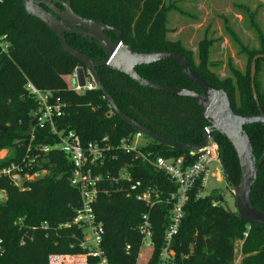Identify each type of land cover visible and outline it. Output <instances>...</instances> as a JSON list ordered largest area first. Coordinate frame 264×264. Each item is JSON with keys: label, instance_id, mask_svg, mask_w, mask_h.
Masks as SVG:
<instances>
[{"label": "trees", "instance_id": "trees-1", "mask_svg": "<svg viewBox=\"0 0 264 264\" xmlns=\"http://www.w3.org/2000/svg\"><path fill=\"white\" fill-rule=\"evenodd\" d=\"M56 1L54 6L60 8V0ZM69 5L78 16L119 30L122 43L135 53L164 52L184 56L189 69L198 78L214 90L226 93L235 115H258L250 87V64L255 55H264L262 45L257 50L248 49L238 44L226 27L246 63L244 70L239 71L228 58V74L221 77L217 72L219 64L211 61L215 39L204 36L192 51L178 40L168 38L171 31L167 28V15L177 11L174 3L166 4L165 0H69ZM106 35L116 41L113 32L108 31ZM2 36L7 50L0 54V122L6 123L7 127L0 126V150L7 148L10 155L0 162V166L18 161L25 153L30 133H33V140L28 145L31 149L29 155L35 161L32 172L44 170L46 173L30 182L24 192L11 186L7 179H0V189L7 196L6 206L0 205V237L3 240L0 264H47L50 254H80L79 243L83 235L74 226L64 227L72 222L79 201L78 191L69 183L71 164L56 149H50L47 154H42L39 149L55 146L59 137L69 132H73L83 146L106 138L111 149L94 172L116 174L119 168L131 162L132 155L125 156L115 147L136 131L112 112L98 90L77 95L67 88L64 77L80 67L79 63L62 51L55 35L39 20L26 15L19 0H2ZM65 41L71 49L92 62L105 58L103 51L87 38L65 35ZM95 71L101 86L124 116L163 139L185 145L201 143L204 129L210 122L193 101L140 87L108 67ZM135 72L144 80L165 88L200 93L180 67L171 61L138 66ZM25 83L54 92L64 104L62 117L55 122L56 133H51L48 127H36L33 117L36 104L24 89ZM253 84L264 114V59L255 63ZM243 129L257 163L264 151V128L252 124ZM210 137L218 144L229 177L238 184L240 170L232 146L219 132L211 131ZM146 140L147 146L142 152L148 157L177 158L187 153L149 138ZM113 156H116L114 160ZM132 163L133 181H140L142 187H155L163 199L175 193L176 186L163 173L140 159ZM196 194L197 189L193 188L172 242L176 264H233L237 242L240 243L239 264H264V227L247 223L234 211H227L222 202L212 206L213 201L219 202L220 196L210 193L195 199ZM250 202L256 210L264 212V159L251 189ZM170 208V204H164L150 210L118 192L109 196L99 194L93 209L105 231L102 247L108 264H135L140 239L136 227L144 215L150 218L153 241L152 258L147 264H156ZM17 219L23 221L21 228L14 225ZM126 245L129 251H125Z\"/></svg>", "mask_w": 264, "mask_h": 264}, {"label": "built area", "instance_id": "built-area-1", "mask_svg": "<svg viewBox=\"0 0 264 264\" xmlns=\"http://www.w3.org/2000/svg\"><path fill=\"white\" fill-rule=\"evenodd\" d=\"M1 3L2 0H0V5ZM4 39L5 37H0V54L2 55L7 50ZM75 70L69 75L71 80L74 81L70 91L77 95H82L86 91L96 90L93 79L86 70L83 71L84 84L82 86L78 85ZM24 89L36 104V111L33 114L36 127H48L51 133H56L55 122L62 117L64 104L52 91L37 89L30 83H25ZM33 137V133H30L25 153L18 161L0 166V179H7L11 186L21 192L28 190L30 182L44 176L46 173L44 170L32 172L35 161L29 155L31 149L28 145L33 140ZM146 138L142 133L136 131L135 134L124 138L115 147L125 156L132 155L131 162L119 168L116 174L111 171H107L103 175L94 172L95 168H99L103 164V158L106 157L107 152L111 149L106 138L102 139L101 142L88 143L83 146L78 137L73 132H69L64 136H60L55 146H43L39 149L42 154H47L52 148L56 149L71 164L72 173L69 183L71 187L78 191L79 201L72 222L64 225V227L74 226L83 235L79 243L80 254H50L47 257V264H108V259L102 247L105 231L95 216L93 205L99 194L109 196L112 192H118L126 197L133 198L150 210L164 204L171 205L168 225L161 248L156 256V264H176L172 242L184 217V207L189 193L193 188H196L195 199L203 198L208 178L213 177L219 181L217 179L221 171L219 147L210 137L203 148L196 151H187L181 157H148L142 152V149L147 146ZM140 141L143 142L141 143ZM114 157L116 156L112 157L113 160L115 159ZM137 159H140L152 169L163 173L176 186L175 193L169 194L163 199L155 187H142L140 181H133L131 169L134 164L132 162ZM211 163L217 166L214 174H209V165ZM6 199V192L0 189V204L6 203ZM218 203L213 201L211 204L216 206ZM14 225L21 228L23 225L22 219H17ZM151 228L149 216H142L140 224L136 227L140 239L135 264H147L152 258L153 241ZM20 243L23 245L24 241L22 240ZM129 249V246L126 245L125 251H129ZM2 252L3 240L0 237V253ZM144 252L146 255L144 260H142L140 256H143Z\"/></svg>", "mask_w": 264, "mask_h": 264}, {"label": "water", "instance_id": "water-1", "mask_svg": "<svg viewBox=\"0 0 264 264\" xmlns=\"http://www.w3.org/2000/svg\"><path fill=\"white\" fill-rule=\"evenodd\" d=\"M19 1L26 15L39 20L55 35L62 51L79 63L80 67L75 70V77L78 85L82 86L84 84L83 71L86 70L92 77L96 90L103 95V98L107 101L112 112L135 131L142 133L145 137L160 145L183 151H196L203 148L210 138L211 131L222 134L232 146L240 170L239 182L235 184L229 177L222 164L221 158L219 159L221 173L226 184L229 185L232 190L235 207L234 213L249 224H256L264 227V212L256 210L250 202L251 189L256 182L260 165L264 159V151L259 161L256 163L252 147L243 129L244 126L252 124H258L264 128V114L259 106L253 84L255 63L258 59H264V55H255L250 64V87L258 115L241 117L232 112L226 93L223 90H214L203 80L198 78L189 69L188 61L184 56L176 53L164 52L135 53L122 43L121 32L119 30L78 16L71 10L69 0H60L58 2L60 8L54 6L53 2H57L56 0ZM108 31L116 35L115 42L108 39L106 35ZM65 35H78L82 38L89 39L103 51L105 58L96 63L88 60L84 55L71 49L66 44ZM161 61H171L178 65L183 75L199 88L200 93L186 89L165 88L144 80L135 72V68L138 66H147ZM100 67H108L126 76L140 87L149 88L164 95L188 98L193 101L201 110L202 116L210 122V125L204 129L201 143L198 145H185L163 139L124 116L117 109L111 97L100 84L95 71L96 68ZM219 201L221 202V198H219ZM0 205L5 207L6 203H1ZM224 208L230 211L226 205H224Z\"/></svg>", "mask_w": 264, "mask_h": 264}, {"label": "rangeland", "instance_id": "rangeland-1", "mask_svg": "<svg viewBox=\"0 0 264 264\" xmlns=\"http://www.w3.org/2000/svg\"><path fill=\"white\" fill-rule=\"evenodd\" d=\"M166 4L174 3L177 11L169 12L167 28L171 31L168 38L178 40L184 47L195 51L198 42L204 37L215 39L216 43L211 53V61L218 63L217 72L224 77L227 72V59L239 71H243L246 59L239 54V49L230 38L225 28L227 27L238 44L248 49L257 50L260 45L264 48V0H165ZM68 89L74 85L70 76L64 77ZM0 126L7 124L0 122ZM141 143L143 141H140ZM10 155L9 149L0 150V162ZM217 166L209 165V174L216 173ZM219 171V170H218ZM217 180L209 177L204 195L212 193L220 196L221 202L230 211H235L231 188L226 184L224 177L219 172ZM219 201V203H221ZM240 243L235 244L233 264H239L241 255ZM146 253H143L144 260Z\"/></svg>", "mask_w": 264, "mask_h": 264}]
</instances>
